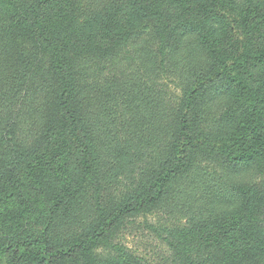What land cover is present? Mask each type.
I'll return each instance as SVG.
<instances>
[{
  "label": "rangeland",
  "instance_id": "obj_1",
  "mask_svg": "<svg viewBox=\"0 0 264 264\" xmlns=\"http://www.w3.org/2000/svg\"><path fill=\"white\" fill-rule=\"evenodd\" d=\"M111 1L90 0L73 11L71 0H28L26 13L36 11L32 26H10L8 12L0 8V81L10 78L0 96V241L37 237L48 251V245L71 249L79 240L81 246L66 255H49V264H264V160L249 169L242 202L232 206L204 204L188 182L228 170L217 158L223 156L217 139L226 135L224 96L213 106L198 104L206 109L199 147L192 145L186 160L205 167L173 175L162 190L157 186L158 173L173 157L181 80L165 58H158L150 73L137 60L129 71L119 58L114 64H107L109 54L98 58L102 48L124 41L129 31L147 29L123 14L108 18L122 25L117 34L104 28L107 19L74 24ZM200 15L197 9L170 22L168 36L153 41L155 50L165 51ZM53 45L61 46L66 71L79 61L85 67L72 69L70 87L72 105L81 109L78 134L84 146L67 140L62 124L41 113V99L59 112L53 96L38 102L33 96L37 72L47 78ZM247 80L264 91V62L251 65ZM5 89L0 85V92ZM45 133L48 142H42ZM83 154L87 169L80 162ZM157 189L163 196L153 199ZM232 212L239 216L229 218ZM26 256H0V264H39Z\"/></svg>",
  "mask_w": 264,
  "mask_h": 264
},
{
  "label": "trees",
  "instance_id": "obj_2",
  "mask_svg": "<svg viewBox=\"0 0 264 264\" xmlns=\"http://www.w3.org/2000/svg\"><path fill=\"white\" fill-rule=\"evenodd\" d=\"M89 1L71 0V10L83 7L84 3ZM27 2L28 0H0V8L8 12L7 24L15 27L32 26L30 22L36 11L26 13ZM106 6L100 13L99 11L89 13L84 21L75 19L74 24L82 27L83 23L92 21L96 17L99 20L107 19L105 24L101 22L100 24L106 30L113 29L114 34H117L123 31L122 25L118 20L111 22L108 18L123 14L130 20L145 24L147 29L139 32L129 31L124 41L120 39L111 46L102 48L98 58L109 54L105 59L107 64H114V61L119 58L126 64L129 71L133 61L137 60L140 69L147 73H150V69L158 58H165L173 65L174 74L181 80L179 88L183 97L179 107L177 139L172 148L173 157L170 165L158 173L156 184L159 189L162 190L173 175L198 173L199 169L205 167L186 160L192 145L194 148L199 147L197 141L202 126V112L206 109L199 108L198 104L205 101L213 106L215 98L224 96L226 103H229L225 111L226 123L224 127L222 126L226 128V135L217 139L222 146L218 153L223 155L217 158L220 159L221 165H228V170L221 171L222 173L215 172L205 177L198 174L199 178H193V181L188 182L194 183L193 186L198 189L199 197H202L204 204L225 207L232 206L234 202H242L243 185L247 180L249 169L253 165L258 166L264 160V91L257 86H251L247 80L251 65L254 62H264V0H112ZM197 9L201 11L198 22L194 21L192 25L183 27L174 41L170 38L169 42H172L167 44L165 51L161 53L156 51L153 41L155 38L161 39L168 36L169 33L165 35V31L169 23ZM34 26L39 29L38 33L40 23L37 19ZM138 40L139 43L135 42ZM61 54H63L61 46L53 45L47 78H42L41 73L37 72L38 83L36 84L34 78L33 96L34 98L36 96L37 102L41 96L44 98L53 96L59 112H53L52 106H43V99H41L39 101L41 113L49 122L51 120L62 124L67 140L71 139L84 146L85 143L78 134L80 126L78 112L81 109L75 101L72 105L70 87L72 69L80 72L85 67L79 61L74 65H68L72 68L66 71V57L63 58ZM97 55L94 52V58ZM8 79L10 78L0 81V85L6 88L4 92H0V96L6 95L8 91L7 88L10 86ZM235 93H240L242 98L249 97L248 101H240L242 98L235 100L236 97L233 96ZM230 95L232 96L228 99L227 96ZM2 113L1 109L0 114ZM88 114L89 112L85 111V115ZM17 129L18 126L15 123V130ZM23 134L20 130L18 131V137H22ZM48 141L49 135L45 133L42 142ZM86 156L83 154L80 162L87 169L89 164ZM239 173L242 175L241 178L236 177ZM180 190L179 193L184 195L186 191ZM161 196H163L162 193L157 189L153 199ZM237 216H239L238 212H232L229 218ZM76 246H81L78 239L73 240L71 249L65 247L55 250L48 245V251H46L37 237L3 240L0 241V256L22 253L27 255L26 260L38 263L39 259V264H49V255L64 256ZM261 252L264 253V249ZM191 264L212 263L192 261Z\"/></svg>",
  "mask_w": 264,
  "mask_h": 264
}]
</instances>
